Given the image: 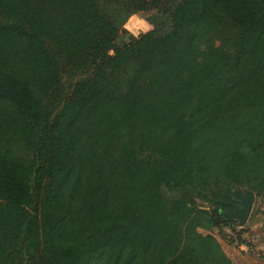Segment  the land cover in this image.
Masks as SVG:
<instances>
[{"label":"trees","instance_id":"obj_1","mask_svg":"<svg viewBox=\"0 0 264 264\" xmlns=\"http://www.w3.org/2000/svg\"><path fill=\"white\" fill-rule=\"evenodd\" d=\"M226 186L264 201V0H0V264H234Z\"/></svg>","mask_w":264,"mask_h":264},{"label":"rangeland","instance_id":"obj_2","mask_svg":"<svg viewBox=\"0 0 264 264\" xmlns=\"http://www.w3.org/2000/svg\"><path fill=\"white\" fill-rule=\"evenodd\" d=\"M145 16L144 12L129 16L124 23L129 36L149 26ZM204 207L212 208L211 205ZM232 218L229 221H221L220 227L211 229L225 252L234 264H264V201L258 199L253 201L244 223H240L237 217ZM239 230L241 234L238 237ZM242 239L243 242H241Z\"/></svg>","mask_w":264,"mask_h":264},{"label":"water","instance_id":"obj_3","mask_svg":"<svg viewBox=\"0 0 264 264\" xmlns=\"http://www.w3.org/2000/svg\"><path fill=\"white\" fill-rule=\"evenodd\" d=\"M226 188L238 199V204L231 200L222 201L232 207L229 211H223L224 216L227 218L237 217L240 223H244L255 200L254 191L248 188L231 189L229 186H226ZM202 205L206 206L207 204L203 203Z\"/></svg>","mask_w":264,"mask_h":264},{"label":"flooded vegetation","instance_id":"obj_4","mask_svg":"<svg viewBox=\"0 0 264 264\" xmlns=\"http://www.w3.org/2000/svg\"><path fill=\"white\" fill-rule=\"evenodd\" d=\"M229 200H231V201H233V202L238 204V199L237 198L229 199ZM224 201H228V200H224ZM223 204L226 205L225 209H223L222 207H219V206H215V208L218 209L222 213L223 217H225L224 214H223V211H229L232 207L229 204H226L224 202H223ZM225 218H227V217H225Z\"/></svg>","mask_w":264,"mask_h":264}]
</instances>
